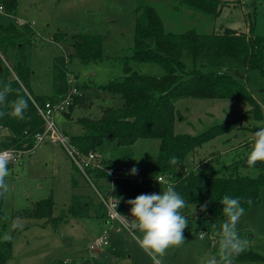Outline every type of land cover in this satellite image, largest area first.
<instances>
[{"label": "rangeland", "instance_id": "rangeland-1", "mask_svg": "<svg viewBox=\"0 0 264 264\" xmlns=\"http://www.w3.org/2000/svg\"><path fill=\"white\" fill-rule=\"evenodd\" d=\"M146 2L154 7L165 30L170 32L180 33L189 29L217 32L224 27L247 32V19L253 16V32L264 35V0H220L221 12L216 17L210 13L193 12L185 4L173 0ZM135 6L136 0H18L14 15L2 10L3 21L28 24L33 30L28 65L32 72L30 85L37 94L52 93L53 59L64 54L62 48L50 39L51 33L62 31L100 36L104 54L101 61L81 63L72 59L67 66V79L71 86L82 85V89H78L79 94L92 101L87 107L67 108L56 116L58 128L69 137L82 130L76 122L78 117H97L100 106H117L120 103L117 95L111 97L100 91L99 86L123 75L125 57H129L134 49ZM128 64L143 74L155 77L163 74L162 67L153 62L129 61ZM2 72L1 68L0 76ZM232 76L245 83L264 113V82L259 71L237 70ZM175 108L182 116L175 122L176 133L196 134L232 119L244 126L233 135L226 134L206 143L202 153L192 156L195 163L208 159L229 164L238 160L246 152L245 146L250 145L252 132L264 126V118L253 119L247 112L249 106L243 101L184 97L175 102ZM4 132L0 129V134ZM225 136L230 140H224ZM34 140L36 146L27 151H15L14 159L7 166L9 175L5 181L8 189L2 206L0 240L10 239L12 250L4 264H152L149 255L134 238V230L126 227L133 218L131 205L125 201L142 193H158L163 188V185L160 188L155 172L158 139L141 138L129 145H118L114 138H106L98 149L100 158L105 162L111 160L118 169L122 166L127 168L118 179L95 178L94 187L86 183L78 172L72 173L71 161L60 144ZM105 162L102 165L105 166ZM133 167L138 169L137 174H131ZM237 172L241 175L255 174L254 169L241 166ZM72 177L76 180L75 187H72ZM112 185H115L114 189ZM50 194L53 216L66 213L60 221L52 224L12 215ZM73 194L91 201L90 216L76 217L67 213ZM105 195L108 200L116 202L121 214L119 219H109ZM258 195L259 201L245 210L237 227L240 237L246 241V250L264 256V186L260 187ZM99 208L103 211L96 217L94 211ZM182 214L188 218V226L183 231L186 241L168 248L162 258L163 264H205L207 259L218 253L216 231L224 219L223 215L215 216L216 227L209 229L207 225L197 226L193 218L197 212L193 216L192 204H188ZM104 230L107 244L91 249L90 244ZM200 231L206 233L203 240L199 238ZM136 234L139 235L138 232ZM233 264H264V260L234 258Z\"/></svg>", "mask_w": 264, "mask_h": 264}, {"label": "trees", "instance_id": "trees-1", "mask_svg": "<svg viewBox=\"0 0 264 264\" xmlns=\"http://www.w3.org/2000/svg\"><path fill=\"white\" fill-rule=\"evenodd\" d=\"M173 1L185 4L193 12L210 13L215 17L222 7L220 0ZM17 4L18 0H0L4 13L10 15L15 14ZM134 12V49L129 57H125L123 75L99 86L100 91L107 92L111 97L117 95L120 103L117 106H100L97 117H78L76 122L82 130L70 136V142L81 152H87L98 151L108 137L114 138L118 145H129L141 138L158 139L157 177L173 181L176 190L189 204H195L197 216L193 218L197 226L214 228L215 216L223 215L219 201L224 195L241 198L245 210L259 201V189L264 186V162L257 161L255 166H248L250 145L245 146L246 152L242 157L229 164L208 159L202 163L192 162V156L201 152L206 143L226 134L233 135L244 126L232 119L196 134L176 133L175 122L182 116L175 108V102L184 97L243 101L249 106L247 112L253 119L264 118L262 106L245 83L232 76L237 70L256 69L264 82V35L253 32V16L247 19V32L224 27L217 32L189 29L174 33L165 30L162 19L146 0H136ZM1 17L0 12V69H3L0 85L11 83L16 91L9 95V101L22 95L27 99L29 108L23 120L11 115L0 117V129L5 130L0 134V151H27L36 146L34 135L42 131L44 124L36 105L57 101L71 93L67 79L68 63L72 59L81 63L101 61L104 58L102 41L100 36L93 34L51 33L50 39L62 48L64 54L53 59L52 93L37 94L30 85L32 72L28 65L33 30L28 24L3 21ZM129 61L156 63L162 67L163 74L155 77L140 73L128 64ZM74 86L77 90L83 87L80 84ZM70 95L68 109L87 107L92 103L82 93ZM3 110L10 111L7 108ZM223 139L230 140L226 136ZM172 156L178 157V164L169 163ZM106 163L111 165L108 159ZM239 166L254 169L255 174L241 175L237 172ZM76 172L73 167L72 173ZM94 175L96 178L105 176L102 171H96ZM75 181L73 179L72 187L76 186ZM6 194L7 191L0 195V219L3 218L2 206ZM249 198L251 204L245 203ZM86 201L85 196L73 194L67 213L76 217L90 216L91 201ZM205 202H208L207 209L201 211L200 205ZM52 210L50 194L12 215L52 224L65 218L66 213L53 216ZM100 211L102 213V208L94 211L96 217H99ZM11 250L10 239L0 240L1 264L11 256ZM234 258L264 260V256L252 250H245Z\"/></svg>", "mask_w": 264, "mask_h": 264}, {"label": "clouds", "instance_id": "clouds-1", "mask_svg": "<svg viewBox=\"0 0 264 264\" xmlns=\"http://www.w3.org/2000/svg\"><path fill=\"white\" fill-rule=\"evenodd\" d=\"M11 83L0 85V117L11 115L18 119H25V113L29 108L27 99L22 95L9 101L8 97L13 92ZM10 109L4 111L3 109ZM12 155L0 153V195L7 191L8 185L5 178L9 175L8 164ZM257 161L264 162V126L252 132L250 137V151L247 154V164L255 166ZM179 159L172 156L169 163L178 164ZM131 174H137L138 169H130ZM158 184L163 185L158 193H142L134 199L125 203L131 205L130 214L133 218L126 227H130L133 236L139 247L150 257L152 264H163V256L166 250L172 246H180L186 238L183 235L184 229L188 226V218L182 214V210L188 207L186 200L177 190L173 181L160 177L156 179ZM113 189L115 185L111 186ZM251 199L245 203L251 204ZM219 203L222 205L223 221L216 231L218 237V253L206 260L205 264H233L234 257L246 250L244 241L238 231L237 225L245 213L241 205V198L224 195ZM208 202L200 205V210L207 209ZM196 206L192 204V214L195 215ZM117 215H121L117 212ZM215 228L216 225L213 224ZM139 233L137 235L136 233ZM205 231L199 232V238H205Z\"/></svg>", "mask_w": 264, "mask_h": 264}, {"label": "built area", "instance_id": "built-area-1", "mask_svg": "<svg viewBox=\"0 0 264 264\" xmlns=\"http://www.w3.org/2000/svg\"><path fill=\"white\" fill-rule=\"evenodd\" d=\"M2 10L3 8L0 5V12H2ZM68 83L70 84L69 79ZM70 94H78V90L75 86H71V93L57 101H46L42 106L36 105L38 113L42 117L44 124L42 131L37 132L34 135V139H37L38 141L46 140L50 143L60 144L69 157L72 166L84 178L85 182L91 184L92 186L94 184L93 180L96 178L94 175L96 171L104 172V177L111 180L120 178L121 173L126 170L127 166H122V168L118 169V167L114 165H108V163H106L104 159L100 158L101 155L98 151L89 150L87 152H81L75 145L70 142V137L58 128V125L56 123V116L67 109L71 100ZM4 152L11 154L13 157L12 159H14L13 154L15 151L2 150L0 153ZM103 162L106 163L105 166L102 165ZM157 178L159 179L160 177ZM97 192L99 195H101L99 191ZM102 200L104 199L102 198ZM107 200L108 196L105 195V205L107 206V214L109 219H119V215H117L118 210L116 202L112 199H109L108 201ZM106 244L107 240L104 230L103 234L98 236L90 244V248L94 249Z\"/></svg>", "mask_w": 264, "mask_h": 264}, {"label": "crops", "instance_id": "crops-1", "mask_svg": "<svg viewBox=\"0 0 264 264\" xmlns=\"http://www.w3.org/2000/svg\"><path fill=\"white\" fill-rule=\"evenodd\" d=\"M78 133V132H77ZM111 161V160H110ZM111 165H114L113 162L111 161Z\"/></svg>", "mask_w": 264, "mask_h": 264}]
</instances>
